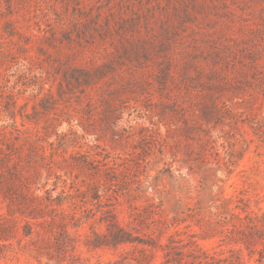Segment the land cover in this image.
I'll list each match as a JSON object with an SVG mask.
<instances>
[{
	"label": "rangeland",
	"instance_id": "obj_1",
	"mask_svg": "<svg viewBox=\"0 0 264 264\" xmlns=\"http://www.w3.org/2000/svg\"><path fill=\"white\" fill-rule=\"evenodd\" d=\"M0 264H264V0H0Z\"/></svg>",
	"mask_w": 264,
	"mask_h": 264
}]
</instances>
